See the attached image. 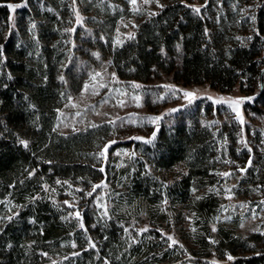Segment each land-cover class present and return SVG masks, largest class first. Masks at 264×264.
Here are the masks:
<instances>
[{
  "label": "trees",
  "instance_id": "16d2710c",
  "mask_svg": "<svg viewBox=\"0 0 264 264\" xmlns=\"http://www.w3.org/2000/svg\"><path fill=\"white\" fill-rule=\"evenodd\" d=\"M259 2L253 20L235 19L236 9L232 11L229 3L227 15L218 23L213 16L176 2L144 21L134 38L117 48L111 46V33L122 15L107 9L95 31L107 42L95 46L111 60L121 80L148 83L164 72L185 86L207 85L220 93H229L236 85L257 88L260 92L250 109L263 112L264 0ZM8 5L21 6L15 11L14 26ZM77 6V0H0V217L4 218L0 264L54 260V264H264V235L243 238L237 223L228 226L217 221L222 205L217 189L224 181L218 173L223 167L235 173L236 159L247 160V151L239 153L236 145L240 134L237 130L236 135L234 116L218 128L196 122L175 127L158 137L156 144L144 145V153L158 169L169 170L183 162L188 172L165 187L153 174L137 171L122 197L128 203L131 198L153 204L167 199L172 207L184 206L195 231L182 244L177 240L172 245L154 225L141 236L126 232L117 220L102 219L87 205L82 210L86 232L69 216L70 208L56 198L57 190L53 192L57 181L91 189L92 182L109 175L108 166L104 172L99 163L92 166L94 157L85 148L103 129L73 136L56 131L58 110L66 102L58 77L71 50L67 30L74 25ZM21 139L28 141V148ZM244 182L264 191L263 161L253 160ZM193 189L208 190L197 196ZM229 255L234 259L228 260Z\"/></svg>",
  "mask_w": 264,
  "mask_h": 264
},
{
  "label": "rangeland",
  "instance_id": "374dc122",
  "mask_svg": "<svg viewBox=\"0 0 264 264\" xmlns=\"http://www.w3.org/2000/svg\"><path fill=\"white\" fill-rule=\"evenodd\" d=\"M176 2L200 7V13L203 11L204 14L213 16L216 23L227 15L229 3L233 6L232 11L236 9L234 18L237 17L238 20L245 16L253 20L260 4L259 0H252L244 5L236 3V0L232 2L231 0H159V4L163 5L161 8L157 6L156 0H151L150 3L137 0L135 5L131 4L130 0H77L79 6L75 8V21L71 28L74 31H70L71 50L68 60L62 65V74L58 77V82L63 87L66 96V102L58 110L56 131L63 136H73L103 129L94 135L90 145L85 148L89 155L94 157V160L90 161L92 166L96 167L99 163L98 169L103 167L104 171L108 166L109 175L103 176L99 182H92V186L94 184L106 185V187L101 186L96 189L94 198H92L93 192L91 196L87 195L92 188L73 183H70L71 187H69L68 182L64 183L61 180H59L60 184L56 183L53 192L57 190L56 198H59L62 203L69 201L75 204V208H70L71 213L79 210L82 216V210L87 205L98 217L117 220L120 226L123 225L124 230L128 229L127 232H136L138 236H141L151 231L152 225H154L155 229L175 237V240L182 244L185 237L193 233L192 216L184 210V206L176 204L172 207L167 199L153 204L138 198H131L128 203L129 199L123 200L122 197L128 193L127 185L137 171L143 176L153 174L160 182L169 186L187 174V167L185 163L181 162L169 170L158 169L143 151L144 145L148 143L130 138L143 137L147 139L158 129L159 135L156 133L155 139L152 141L156 144L158 137L166 136L167 132L175 127L190 126L192 122H196L200 126L218 128L229 117L234 116V113L227 103L215 104L213 100L207 99L208 96L213 97L214 100L221 97L225 99L228 97H255L253 101L241 105L245 119L243 126L235 119V116L233 117L236 122V135L238 131L240 134L236 145L240 147L239 153L247 151V160L242 161L243 157L236 159L235 173L228 167H223L220 171V173L230 172L232 175L227 178L219 175L224 181L217 189L222 202L217 221L228 226H232L233 222L237 223V233L243 238L254 234L264 235L262 234L264 233V204L261 203L264 201V191L262 192L259 186H247L244 182V175L252 167L254 159H260L264 163V109L263 112L258 113L251 112L250 109L260 90L256 88L252 91L246 86L241 88L240 85H236L229 93H220L207 85L185 86L183 83L176 82L173 74L169 75L164 72H158L156 77L148 83L124 81L117 77L111 60L106 58L95 46L97 43L107 42L104 36L97 35L95 32L99 29V23L104 20L107 9H111L112 13L118 11L122 15L111 33V46L117 48L133 39L139 26L154 16L152 13L156 15L167 5ZM19 7L21 6L16 7L15 11ZM137 9L139 10L137 11ZM15 11L11 9L13 26L16 21ZM77 13H79V20ZM76 32L77 36L75 37ZM129 34L132 38H129ZM93 53H98L99 58L93 56ZM94 72H101L102 77H97L93 81L91 75ZM112 73H115V81L112 80ZM101 82L107 84V87L101 88ZM85 84L88 85L87 92H83ZM133 84H139L141 87L134 88ZM159 85H174L182 90L193 91L200 98L189 104L183 98L182 92L173 95L168 89L159 87ZM117 89L120 92H126L127 95H120L115 91ZM243 89H247V92H244ZM94 91L98 94L93 95ZM134 96L140 97L138 102L133 99ZM161 96L164 98L160 99ZM120 100L125 101L123 107L118 103ZM73 104L77 106L73 107ZM172 109L178 110L172 112ZM165 113L169 114L164 115ZM155 116H163V118L156 123L146 120L148 117ZM110 119L114 120L115 124L106 122ZM92 124L99 125V127H92ZM242 139L247 142L248 147L241 143ZM113 140L116 143L108 149L107 159L96 158V153L101 150L98 146H103ZM248 148H251V152L248 151ZM249 161L251 162L250 166ZM244 168L247 170L240 171ZM239 184L240 190H238ZM228 188H231V199L227 198L229 193L226 192V189ZM76 189H82V191H76ZM235 189L238 193L235 192ZM207 190L195 191L192 194L201 196L206 194ZM46 191L48 192V190ZM91 198L92 201H89ZM165 200L167 203H164ZM98 201L107 205V217L101 215L103 208L98 206ZM241 205L248 206L241 207ZM253 213L255 219L252 218ZM170 220L171 223H168L167 221ZM241 224L244 226L241 227ZM145 226L148 231L140 233L138 230ZM213 226L217 230L216 225ZM253 229L259 230L253 231ZM216 232L213 231L214 234ZM54 263L56 260L52 262V264Z\"/></svg>",
  "mask_w": 264,
  "mask_h": 264
},
{
  "label": "snow or ice",
  "instance_id": "6c2138e0",
  "mask_svg": "<svg viewBox=\"0 0 264 264\" xmlns=\"http://www.w3.org/2000/svg\"><path fill=\"white\" fill-rule=\"evenodd\" d=\"M73 2L75 3V0H73ZM136 2H137V0H130V3L133 4V5H135ZM150 2H151V0H144V3H150ZM156 3H157V6H158V7L163 8V5H160V4H159V0H156ZM18 6H19V5H8V7L11 8L13 11H15V8L18 7ZM186 6H187V7H193V10H194L195 13H197V14L200 13V7H194V6H192V5H186ZM138 10H139V9H137V11H138ZM152 15H155V13H152ZM77 18H78V20H79V13H77ZM253 19H254V18H253ZM35 27H36V25H35V23H33V24L31 25V28H32V29H35ZM133 27H136V25H133ZM67 31H74V29H68ZM129 38H132V37H131V34H129ZM238 39H239V38H238ZM249 39H251V38H249ZM178 47H179V46H178ZM0 49H2V46H0ZM93 56H96L97 58H99L98 53H93ZM105 71H106V69H105ZM97 77H102V73H101V72H94V73L91 75V79H92L93 81H95V80L97 79ZM111 77H112V80H113V81L116 80L115 73H112V74H111ZM9 78H11V77H9ZM61 79L63 80V77H61ZM132 86H133L134 88H139V87H141L139 84H133ZM100 87H101V88L107 87V84L101 82V83H100ZM159 87H162V88H166V89H168L173 95H175V93H177V92H182V96H183V98H185V99L188 101L189 104H191L195 99L200 98V97L197 96V93H196V92H193V91H187V90H182V89L177 88V87L174 86V85H159ZM87 90H88V85L85 84V85H84L83 92H87ZM115 91H117L120 95H127L126 92H120L119 89H117V90H115ZM96 94H98V92H95V91H94V92H93V95H96ZM159 98H160V99H163L164 97L161 96V97H159ZM133 99L136 100V101L138 102L139 99H140V97H139V96H134ZM207 99H209V100H213V103H215V104H219V103H227L228 107H230L231 110H232V112L234 113L235 119H236V120H237V121L243 126V125L245 124V119H244V116H243V114H242L241 105H243L245 102H251V101H253V100L255 99V97H228V98H226V99L223 98V97H221V98H219V99H215V100H214L213 97L208 96ZM105 103H107V100H105ZM118 103H119V105H120L121 107H123L124 104H125V101L120 100V101H118ZM76 106H77L76 104H73V107H76ZM137 106H139V103H137ZM177 110H178V109H172L171 111H172V112H175V111H177ZM97 114H99V113H97ZM168 114H169V113H165L164 115H168ZM77 115H80V113H77ZM105 115H107V114H105ZM130 115H134V114H130ZM162 118H163V116H155V117H148V118H146V120H147L148 122H151V123H156V122H158L159 120H161ZM106 122H107V123H110V124H115V121H114V120H111V119L108 120V121H106ZM213 123H215V122H213ZM91 126H92V127H99V125H96V124H92ZM73 130L75 131V129H73ZM155 136H156V133L153 132L152 136L149 137V138H147V139H145V138H143V137H131L130 139L143 140L144 143H152V141L155 139ZM19 142H20V144L23 145L25 148H28V141L21 139ZM115 143H116V141L113 140V141H108V142H107L106 144H104L103 146H98V147H100L101 150H100L98 153H96V158H98V159H101V158H102V159L106 160V159H107V152H108V149H109L113 144H115ZM241 143L244 144L245 147H248L247 142H246L245 140L242 139V140H241ZM248 151L251 152V148H248ZM226 162L231 163L230 161H226ZM250 164H251V162L249 161V166H250ZM99 170H100L101 172L104 171L103 167H101ZM246 170H247L246 168H244V169H240V171H242V172H244V171H246ZM34 174H35L34 172H29V176L34 175ZM218 175H220V176L223 177V178H227L228 176H231L232 173H230V172H223V173H218ZM57 183L60 184L61 182L58 180ZM64 183H67V181H65ZM101 186L106 187V185H95V184H94V185L92 186V190H91V192H88L87 195L91 196L92 192H95L96 189L99 188V187H101ZM69 187H71L70 184H69ZM165 187H166V185H165ZM45 190H47L46 187H45ZM76 191H82V189H76ZM192 191L195 193V191H197V190H196V189H193ZM209 191H213V189H209ZM217 192H218V190H217ZM226 192L229 193V195H228L227 198H228V199H231V198H232V195H231V188L226 189ZM201 198H202V197H197V199H201ZM32 199L35 200V199H38V197H33ZM101 200H102V198H101ZM54 203H55V202H54ZM63 203L66 204L69 208H75V204H74V203H70L69 201H64ZM97 203H98V206H99V207H102V208H103V211H102L101 215L104 216V217H107V216H108L107 205H106V204H102V203H100L99 201H98ZM164 203H167V200H165ZM261 203L264 204V201H261ZM247 206H248V205H241V207H247ZM17 215H18V213H17ZM69 216H70V217H73V218H75V219H77V220L79 221V227H80L81 229H84L85 232L87 231V229H85V226H84V223H83V218H82L81 213H80L79 210H76V211H74V212H72V213H69ZM252 218L255 219V214H254V213H253ZM2 219H4V218H3V217H0V220H2ZM8 219L11 220L12 217H8ZM64 219H68V217H64ZM243 226H244V225L241 224V227H243ZM121 227H123V225H121ZM212 230H213V231H216L215 226H213V229H212ZM258 230H259V229H253V231H258ZM125 231L127 232L128 229H125ZM138 231H139L140 233H142V232L148 231V228H147V226H145L144 228H142V229H140V230H138ZM158 231H159V230H158ZM193 231H195V229H193ZM262 234H264V233H262ZM161 235H162V236H166L167 240L171 241V244H172V245L178 243V241H176L171 235H168V234L163 233V232H161ZM88 239H89V246L92 247V248H95V244L91 241V238H88ZM210 242H211V243H215L216 241H210ZM169 246L171 247V245H169ZM72 247H73V248L76 247L75 242L72 243ZM181 247H183V246L181 245ZM42 255H47V254H46V253H42ZM74 255H79V253H74ZM227 258H228V260H233V259H234L231 255H229Z\"/></svg>",
  "mask_w": 264,
  "mask_h": 264
},
{
  "label": "water",
  "instance_id": "95a60500",
  "mask_svg": "<svg viewBox=\"0 0 264 264\" xmlns=\"http://www.w3.org/2000/svg\"><path fill=\"white\" fill-rule=\"evenodd\" d=\"M156 133L159 135V130L158 129L156 130Z\"/></svg>",
  "mask_w": 264,
  "mask_h": 264
}]
</instances>
